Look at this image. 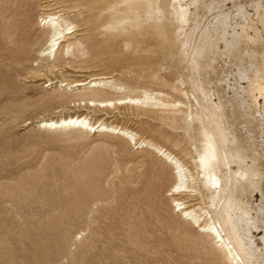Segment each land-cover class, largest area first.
Returning <instances> with one entry per match:
<instances>
[{
    "label": "rangeland",
    "instance_id": "obj_1",
    "mask_svg": "<svg viewBox=\"0 0 264 264\" xmlns=\"http://www.w3.org/2000/svg\"><path fill=\"white\" fill-rule=\"evenodd\" d=\"M55 3L58 10L70 11L67 16L79 26L83 46L97 49L90 70L115 75L136 92L132 94L150 89L177 98L174 88L182 80L190 94L185 102L195 109L190 76L217 90L226 127L258 170L240 195L252 208H264V100L256 106L250 90L237 95L225 82L218 83L219 78L240 82L238 54L255 51L259 60L264 57L263 26L254 10L247 9V34L256 35V41H242L238 50H226L227 55L221 53L225 46L220 38L207 49L200 44L193 67L177 45L171 0ZM18 7L36 15L33 0H0V264H228L213 241L174 210L168 196L174 184L172 169L160 155L134 148L113 134L38 127L42 118L63 113L58 107L66 99L44 88L46 81L27 82L34 61L17 56L15 43H10L16 40L13 11ZM234 10L229 3L220 7V12ZM216 16L209 15L206 22ZM217 47L216 59L209 61L213 54L207 51ZM251 75L255 79L254 71ZM63 107L71 115L94 116ZM120 115L111 110L95 117L165 146L195 170L190 157L199 156L201 132L209 129L201 116L195 117L189 136L182 124L172 128L152 117ZM204 200L210 203V198ZM258 222L255 235L260 238L264 215Z\"/></svg>",
    "mask_w": 264,
    "mask_h": 264
},
{
    "label": "bare ground",
    "instance_id": "obj_2",
    "mask_svg": "<svg viewBox=\"0 0 264 264\" xmlns=\"http://www.w3.org/2000/svg\"><path fill=\"white\" fill-rule=\"evenodd\" d=\"M171 1L179 51L193 67H197L200 44L207 49L216 45L215 41L220 38L225 46L221 53L227 55L226 50H238L242 41L257 40L256 35L249 37L247 34V9L254 10L264 31V0ZM33 2L37 16L32 17L31 12L28 14L27 8L18 7L13 11L16 40L10 39V43H15L17 56L34 61L30 67L32 75L28 76L30 80H23L33 84L46 81L44 88H52L55 95L66 99L64 105L94 114L92 117L71 115L72 111H65L66 107L61 105L58 108L63 113L58 117L42 118L37 122L38 127L48 131L77 129L113 134L127 140L134 148L157 153L172 169L174 184L169 188L168 196L174 210L209 237L228 264H264V235L260 238L255 235L260 230L258 218L264 215V208H252L240 195L243 185L256 178L258 170L247 162L248 158L237 145V138L226 127L227 116L218 91L204 85L199 77L190 76L195 109L185 102L190 94L182 80L174 88L179 93L177 98L150 89L132 94L136 92L129 90L128 84L115 79V75L90 70L88 64L98 59L97 49H89L88 44V48L83 46L84 38H81L79 26L67 16L70 11L58 10L60 7L56 0ZM228 3L235 10L220 12V7ZM214 13L217 16L206 22L207 17ZM31 22L37 24V28L32 27ZM27 51L31 53L26 54ZM219 51V47L207 51L209 55L213 54L209 61L215 60ZM237 66L240 82L232 84L230 80L219 78L218 83L225 82L227 89L237 95H245L246 89L250 90L255 105L259 106V101L264 100V57L259 60L255 51L240 53ZM253 71L255 79H252ZM111 110L126 118L152 117L172 128L182 124L181 128L187 135L195 117L201 116L209 129L204 128L201 132L199 156L190 157L195 170L165 146L95 117L97 113H109ZM252 186L263 198L260 185L254 182ZM204 198H210V203H205Z\"/></svg>",
    "mask_w": 264,
    "mask_h": 264
}]
</instances>
